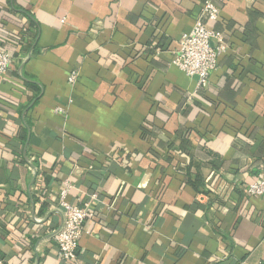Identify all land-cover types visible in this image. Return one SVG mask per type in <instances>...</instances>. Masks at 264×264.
Segmentation results:
<instances>
[{"label":"crops","instance_id":"1","mask_svg":"<svg viewBox=\"0 0 264 264\" xmlns=\"http://www.w3.org/2000/svg\"><path fill=\"white\" fill-rule=\"evenodd\" d=\"M202 1L0 0V43L33 23L0 77L5 264H71L51 239L63 189L95 210L83 264L264 261V194L244 192L264 173V0H213L220 15L206 24L228 48L199 85L172 59ZM191 159L207 193L184 181Z\"/></svg>","mask_w":264,"mask_h":264},{"label":"built area","instance_id":"2","mask_svg":"<svg viewBox=\"0 0 264 264\" xmlns=\"http://www.w3.org/2000/svg\"><path fill=\"white\" fill-rule=\"evenodd\" d=\"M219 15V6L213 0H203L192 28L178 38L172 63L185 74L196 76L199 85L207 82L209 73L216 68L219 57L228 48L224 34L208 28L206 24L208 20H217ZM23 41L24 38H22V43ZM14 51H18V46L0 43V77L6 74L12 64ZM77 78V70L72 69L67 76V81L72 85ZM56 111L62 112L63 110L57 107ZM26 162L30 169L34 170L35 158L29 156ZM210 188L218 192L220 186L214 185ZM66 191L67 189H63L58 199V209L62 219L60 224L52 230L51 239L56 246L58 260L71 264H83L77 259L78 240L84 221L94 217L95 210L90 200L80 204L68 203L65 201ZM244 191L249 197L262 196L264 194V173L248 183ZM0 264H5L3 259H0ZM256 264H264V261Z\"/></svg>","mask_w":264,"mask_h":264},{"label":"trees","instance_id":"3","mask_svg":"<svg viewBox=\"0 0 264 264\" xmlns=\"http://www.w3.org/2000/svg\"><path fill=\"white\" fill-rule=\"evenodd\" d=\"M33 23L31 20H28V22L25 23V25L22 26V28L24 27V30L22 31H18V33H16V37H13L14 40H12V45L13 46H18V48L21 47V45L23 44L22 43V38H23V33L24 32H27V30L29 31V25L31 26ZM27 29V30H26ZM17 51H14L13 53V56L14 54H16ZM31 86L33 87V85L31 84ZM151 129H148L147 127H142V136H146L147 134H149ZM178 133H176V135H178L179 137V145H178V148L180 151L182 152H185L187 154L188 153V150H187V146L189 145V143H191L189 137H185L183 136L182 134L179 133V131H177ZM189 136V135H188ZM174 143L173 142H167V146L168 147H173ZM203 148V150L205 151V153L210 156V158L212 160H218L220 159V155L217 154L216 152H213L209 147L205 146V145H202L201 146ZM168 154V152H167ZM191 156V155H190ZM170 158H168L167 160H169ZM191 164H187L184 166V168H180V170L182 171L183 173V176H184V181L187 185L191 186L192 189L195 191V192H205L207 193L208 190H206L204 187H202L203 185V181H202V178L201 176L198 174L197 171H191V166H192V159L190 160ZM215 168H217L215 166ZM245 192V191H244ZM44 204V203H42Z\"/></svg>","mask_w":264,"mask_h":264}]
</instances>
